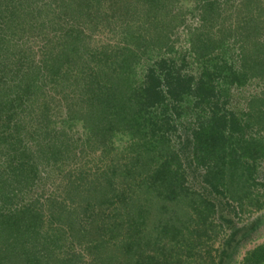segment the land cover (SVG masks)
<instances>
[{"label": "trees", "instance_id": "obj_1", "mask_svg": "<svg viewBox=\"0 0 264 264\" xmlns=\"http://www.w3.org/2000/svg\"><path fill=\"white\" fill-rule=\"evenodd\" d=\"M173 1L0 0V264L230 263L247 232H234L214 251L217 206L210 197L247 204L243 190L264 161V141L247 137L237 112L221 104L225 91L215 79L229 71L225 83L240 85L241 72L224 61L218 71L196 76L185 60L179 65L166 56L173 53L169 35L177 19L165 27L154 22L175 15L166 6ZM195 2L212 19L220 17L217 0ZM140 5L146 14L130 16ZM87 32L100 37L90 62L80 57L95 40ZM23 40H42L45 53L30 49L22 56L14 45ZM55 42L63 52L54 53ZM202 45L193 50L198 59L207 57ZM137 60L150 63L141 76ZM52 90L57 104L47 94ZM187 98L203 112L189 125L182 122ZM56 108L66 131L83 123L79 156L87 161L79 175L75 137L50 131ZM24 115L30 117L25 135ZM117 137L129 139L120 155ZM37 155L47 167L69 172L62 201L48 197L39 206L32 196L44 171L53 173L38 167ZM200 170L194 183L189 174ZM240 264H264V243Z\"/></svg>", "mask_w": 264, "mask_h": 264}, {"label": "rangeland", "instance_id": "obj_2", "mask_svg": "<svg viewBox=\"0 0 264 264\" xmlns=\"http://www.w3.org/2000/svg\"><path fill=\"white\" fill-rule=\"evenodd\" d=\"M217 1L219 7L218 11L215 9L217 12L215 14H218V16H220L219 18L212 19L208 12L204 11L201 6L197 7L198 3L195 2V0H174L173 3L171 2L166 6L170 5V9L172 8L175 15L168 14L169 17L166 16L164 19L158 16L155 17V13L152 11L150 19L156 20L158 17L154 22V25L158 26L159 23L163 22L164 27L169 25V21L177 19L175 23L178 27L169 35L171 37L170 47L172 48L173 53L166 56L175 58L176 61L179 62V65H182V62L185 60L184 62L190 65L189 67H191V71L196 73V76H199L204 69L210 70L209 72L218 71L215 69V66L220 67L221 65H224V61L243 74V78L240 74V85L225 83L226 79L230 80L231 78L229 71L224 72L222 80H220V77L215 79L216 81L219 80L217 83L219 84L220 89L225 91L224 95L226 97L222 100L221 104L225 101L224 110L237 112L242 127H245L247 137L264 141V94H262L264 92V0ZM252 1L254 4L251 6ZM245 3L250 6L247 8L248 5ZM242 4H245L246 7H243ZM135 10L132 11L130 16H133L134 13L136 17L137 15L140 16L146 14L145 7H141V5ZM261 10H263V12H261ZM238 11L241 13H238ZM248 19L255 20L252 26L248 25ZM150 24L152 23L150 22ZM140 30L141 32L144 31L142 27H140ZM95 34L90 35L87 32L86 37L91 36L95 40L89 39L87 42L91 51L87 48V51L82 50L80 54V57L85 61L87 60L90 62V54L92 53L93 55L96 53L97 51L95 50H101L99 47V34ZM25 41L26 40H23L21 43L14 45V47L18 46V50L21 52L22 56H24L25 50L28 52L30 49L31 50L28 54L31 55L32 53L33 55H35V53L40 55V52L45 53V51L41 50L45 44V42L42 43V40L34 41L35 43H30V45L25 44ZM110 44L114 43L110 42ZM202 44L208 48L204 52V55L207 57L205 59H198L200 55H196L193 50H198L199 46ZM52 45L55 47L54 53L63 52L62 48L56 47V42ZM30 46L32 48H30ZM14 47H12L11 51L15 49ZM134 55L137 56L136 53ZM158 58L159 57H156V59ZM36 61H38V57ZM138 61L139 60H137V63L134 66L136 67L137 75L141 76L150 63L148 61ZM18 63H20V66L28 64V62ZM36 63L39 64V62H35V64ZM75 63L81 64L82 62ZM6 64L10 65L11 63L7 62ZM58 64H61V62H52V65L58 66ZM45 73L47 74V72ZM47 94L50 98H55L53 104H57L59 97L56 95V92H53L52 90ZM77 97L74 98L75 101L71 102L78 104V101H76ZM69 105L72 106L74 104L69 103ZM181 105L185 111V116L183 117L182 122L186 125L195 123L198 116L203 115L202 108L200 107L196 110L194 100L191 98H187ZM54 111L56 113L51 112L52 117L50 121L57 123L50 128V131H57L58 133L68 134L73 136V138L75 137L77 145V150H75L77 162H74L76 163L74 168L77 169L76 175H79L78 171H83V166H85L87 161V156H79V154H81L80 144L84 141V130L82 131L81 129L83 123L79 122L76 129L70 133L69 131H66L64 126L62 127L58 123L61 117L57 114V108ZM66 115L67 114L65 113L62 116V119H64V116L66 117ZM21 124L25 135L27 129L25 127L30 126V117L24 115ZM38 124L40 123L36 120L34 124L35 127H38ZM42 127H44V125ZM186 131H189V129ZM182 140L187 143L188 140H190L187 132L183 133ZM128 142L129 139L127 138L122 141L119 137L114 139V152L118 155L122 154ZM188 152L191 153L190 151ZM182 155L183 158L189 157L187 152H182ZM190 155L192 158L193 154ZM96 156L97 155H94V157ZM64 161L70 162L66 160ZM35 162L41 170L44 171L47 169L53 171V173H46L44 171L46 175L42 176L40 181L35 183L34 189L31 191L33 194L32 196H34V198L38 197V202H40L39 206H43V202L48 197H58L57 199L62 201L65 198V193L68 188L67 177L69 176V172L61 171L66 169L60 167L58 164H51L48 161L49 167H47L46 161L38 159V155L36 156ZM194 174L200 177L202 176L201 174H203V171L200 170L196 173L190 172L189 175L195 183L194 178L192 177ZM199 188L200 183L198 187L195 184L194 189L198 190ZM243 191L251 198H246L247 204L245 206L241 205V207L228 195L219 198L213 196L210 197L211 202L215 203L217 206V215L215 218L216 232L215 235H212L211 237V240L217 237V241L213 246L214 251H218L222 248V244H225V241L234 232H240L241 230H243L242 232H247L246 237L242 240L235 254H233L229 264H240L243 256L248 251H251L264 243V161L259 163L256 179L251 184V188L244 189ZM206 194L207 193L205 192L204 196L208 197ZM257 206H261V208L258 209ZM209 245L210 247L212 246L211 243H209Z\"/></svg>", "mask_w": 264, "mask_h": 264}]
</instances>
